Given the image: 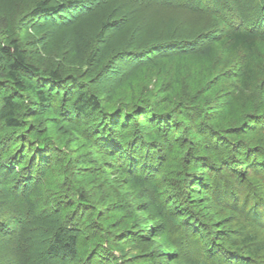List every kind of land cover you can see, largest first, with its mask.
Instances as JSON below:
<instances>
[{"label":"trees","instance_id":"1","mask_svg":"<svg viewBox=\"0 0 264 264\" xmlns=\"http://www.w3.org/2000/svg\"><path fill=\"white\" fill-rule=\"evenodd\" d=\"M199 1L183 4L203 10ZM201 1L226 22H222L220 36L202 46L197 56L211 76L202 87L211 95L218 94L225 104L205 113L203 106L210 104V98L205 103L195 99L187 104L171 99V87L162 110L155 109L154 100L139 97L117 108L110 121H105L95 115L104 105L101 98L73 82L70 108L75 116L88 121L69 119L66 124L73 128L77 143L94 147L110 134L116 140L115 148L102 142L107 146L103 153L115 166L114 177H127L121 189L134 193L129 204L134 215L132 221L121 223V233L108 231L93 220L83 224L86 234L81 240L69 230L78 223L54 224L46 239V251L52 256L77 259L78 264H112L107 258L114 255L111 250L118 252L129 245L139 247L136 256L141 264H264V12L245 21L238 8L229 5L231 0L225 1L228 8L222 0ZM66 6L62 1L35 0L31 13L35 18ZM107 26L104 23L101 30L106 31ZM54 82H63L58 71L43 75L28 61L17 39L0 42V123L21 130L26 106L20 93H31L42 106L49 102L46 91L51 86L47 84ZM135 118L148 125H139ZM104 121L109 132L99 127ZM29 132L12 135L16 139L12 146L19 142L22 149L16 163L10 162L16 168L27 163ZM49 143L52 153L54 143ZM21 155L24 158L19 159ZM71 194L67 209L77 213L82 204L90 206L82 192ZM114 199L119 201L117 195ZM98 211L92 210L95 216ZM148 226L152 227L150 237H146ZM33 264L45 262L35 256Z\"/></svg>","mask_w":264,"mask_h":264},{"label":"rangeland","instance_id":"2","mask_svg":"<svg viewBox=\"0 0 264 264\" xmlns=\"http://www.w3.org/2000/svg\"><path fill=\"white\" fill-rule=\"evenodd\" d=\"M34 1L0 0V42L6 43L9 37L17 39L29 62L43 75L58 71L63 82L46 83L51 86L46 91L49 102L42 106L31 93H20L26 106L21 130L0 123V264H33L35 256L45 264H78L77 259L47 253L46 239L54 224L68 220L78 223L77 228L69 230L78 233L79 240L92 220L108 231L121 233V223L132 221L134 215L129 206L134 193L122 191L121 183L127 177L115 178V166L103 153L107 146L102 142L115 148L111 134L95 142L94 147L76 142L67 120H88L75 116L70 108L72 83L83 84L101 98L104 105L95 115L105 121H110L117 108L139 97L154 100L155 109L162 110L171 87V99L187 104L195 99L205 103L210 98V104L203 106L207 113L225 102L202 87L211 76L197 56L202 46L220 36L222 22H226L201 0L197 4H203V10L183 4L192 0H54L67 6L60 12L33 18ZM229 5L238 8L245 21L264 12V0H231ZM104 23L108 25L106 31L101 30ZM259 29H263L262 24ZM170 42L174 45L154 51ZM155 62L159 64L154 68ZM135 121L148 125L141 118ZM104 122L99 127L109 132ZM23 130L30 131L25 146L27 163L16 168L10 162L16 163L22 149L19 142L12 146L16 140L12 135ZM49 142L54 143L52 153ZM80 192L90 208L82 204L75 213L67 209V203L73 198L71 193ZM116 195L119 201L114 199ZM140 202L146 203L143 199ZM92 210L98 211V216ZM147 228L150 231L146 237H150L152 227ZM138 249L128 245L118 252L111 250L114 255L107 258L112 264H141L136 256Z\"/></svg>","mask_w":264,"mask_h":264}]
</instances>
